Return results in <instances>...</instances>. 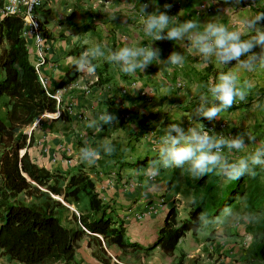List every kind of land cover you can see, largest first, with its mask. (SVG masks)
<instances>
[{"label": "crops", "instance_id": "obj_1", "mask_svg": "<svg viewBox=\"0 0 264 264\" xmlns=\"http://www.w3.org/2000/svg\"><path fill=\"white\" fill-rule=\"evenodd\" d=\"M3 3L4 0H0V10ZM132 3H135V10L131 8ZM141 3H149L147 12L154 11L150 0H43L41 8L37 10V18L46 38L51 41V47L39 71L40 76L47 80L46 90L49 94L54 93V86L73 63L74 58L67 54L77 45L89 48L99 44L106 51L129 42L140 46L152 44L153 48H160V59L166 60L172 51H176L182 53L185 60L182 66L170 65L166 68L153 61L143 72L137 70L133 77L120 72L104 58H98L93 61L96 66L94 73L79 71L78 79L64 87L62 107L70 106L73 114L63 117H59L58 112L45 114L40 118V124L36 122L26 132L30 134L33 130L34 143L28 149L33 163L60 173L82 168L95 180L99 198L115 208L118 217L124 221L125 241L146 249L157 241L171 206H175L179 219L187 217L192 196L172 193L175 184L170 186V176L163 179L161 175L154 181L161 186L160 189L146 195L143 169L148 162L141 169H120L119 165L113 164L101 153L100 159L89 166L80 160L79 150L84 146L98 147L104 140H109L127 163L158 155L157 143L163 130L157 124L161 120L164 122L162 126L181 122L186 129L199 97L201 94L207 95L205 83L217 74L218 69L215 63L200 65L197 57L173 41H153L147 36L140 23ZM165 3L172 5L170 10L163 8ZM247 3L248 0H244L241 6ZM156 4L161 11H167L169 16H175L178 20L193 19L201 23L225 7L222 0H156ZM180 11L181 14L177 15ZM260 12H264V0H255L254 5L242 14ZM2 18L0 11V21ZM222 22L239 23L237 16H233L231 21L223 17ZM27 40L29 59L33 64L35 52L33 45H30L32 41ZM3 47L0 45V53ZM98 75L107 82L97 84ZM241 77L250 79L254 85L247 101L237 102L212 122H225L227 136L238 132L251 133L259 143L264 141V71L241 73ZM91 83L93 85L88 94L73 86ZM131 83L135 85L130 86ZM124 88L127 89L126 94L122 93ZM105 110L118 118V124L111 127L103 125L99 129L88 127L90 122H98L99 115ZM126 114L130 116L129 119H122L121 116ZM198 119L204 126L212 123L203 117ZM254 147V144H248L245 151L250 152ZM224 151L229 159L244 154L235 150L232 153H228L227 149ZM217 179L223 190L228 183H224L219 176ZM160 197L164 199L162 208L148 214V207ZM69 208L71 212H76L73 206ZM234 211L243 213L242 210ZM66 219L69 220L70 216ZM250 228L251 224L233 219L223 226V239L217 238L212 229L207 230L209 233H186L179 240L174 257L185 256V264H244L255 246ZM98 251L97 246L85 238L75 255L77 264H171L172 260L165 257L159 248L148 254L141 249L122 252L116 247L107 250V256L99 255ZM0 264L19 263L9 262L0 255Z\"/></svg>", "mask_w": 264, "mask_h": 264}, {"label": "trees", "instance_id": "obj_2", "mask_svg": "<svg viewBox=\"0 0 264 264\" xmlns=\"http://www.w3.org/2000/svg\"><path fill=\"white\" fill-rule=\"evenodd\" d=\"M24 35L23 21L6 16L0 21V255L9 262L19 264H77L75 255L79 244L89 238L98 248L99 255L107 256V250L116 247L122 252L139 249L145 254L159 248L171 264H185V256L174 257L179 240L186 234L196 235L197 217L207 213L218 217L225 205L240 207L243 213L250 212L259 217L251 224L255 241L253 253L244 264H264V171L256 168L257 175H247L229 182L222 190L218 176L208 174L193 179L186 170L161 169L163 179L170 176V183H178L189 189L192 203L185 219H179L175 206L166 214L159 230L157 241L151 248L143 249L125 241V223L118 217L115 208L104 203L96 191L95 180L82 168L68 173L51 172L33 163L28 149L34 143L33 127L44 114H55L60 107L41 84L37 71L29 59L28 42ZM88 49L77 45L67 56L78 58ZM105 65V64H104ZM79 71L74 61L54 90L74 83ZM107 80L98 75L97 84ZM66 108V107H64ZM63 108V109H64ZM68 116L60 110V116ZM22 152V153H21ZM120 169H141L158 155L123 161L121 153L105 155ZM166 171V172H165ZM168 171V172H167ZM158 177V176H157ZM156 177V178H157ZM176 182V183H175ZM169 186V187H170ZM244 198L242 208L237 196ZM85 196L88 207L79 211L77 205ZM193 200L196 203H193ZM76 212H71L69 207ZM70 216L67 220L66 217Z\"/></svg>", "mask_w": 264, "mask_h": 264}, {"label": "clouds", "instance_id": "obj_3", "mask_svg": "<svg viewBox=\"0 0 264 264\" xmlns=\"http://www.w3.org/2000/svg\"><path fill=\"white\" fill-rule=\"evenodd\" d=\"M150 3L154 6L151 13L146 11L149 3L140 4V23L144 33L153 41L175 42L180 48L187 49L192 56L197 57L202 66L215 63L218 72L205 83L207 95L201 94L199 97V102L191 114V123L186 129L181 126V122L162 126L164 122L161 120L157 124L162 128L163 135L157 143L158 159L150 160L143 169L146 178L145 194L155 193L160 189L161 186L153 181L161 169L186 170L193 179L216 174L224 183L237 181L245 175L254 178L257 175L256 168L264 171V141L257 143L254 135L245 132L225 136L215 133L213 129L211 131L214 134H210L198 118L203 117L212 122L221 112L232 108L237 102L247 101L254 85L250 79H242L241 73L264 71V12L242 14L254 5L255 0H248L246 6H241L244 0H222L225 7L201 23L193 19L178 20L175 16H169L167 11H161L156 0H150ZM171 7L169 3L163 5L166 10ZM131 8L135 10V3H132ZM179 14L181 11L177 15ZM233 16H237L238 24L222 22L223 17H228L231 21ZM160 51L158 47L153 48L152 44L140 46L129 42L106 51L97 44L75 58L74 66L77 71L92 74L96 67L93 61L104 58L120 72L134 77L137 70L143 72L153 61L161 68L183 65L185 57L182 53L172 51L164 60L160 59ZM233 61L234 65L229 67ZM194 117L197 119H193ZM114 124H118V118L105 110L99 115L98 122L94 120L88 127L99 129L103 125L111 127ZM248 144H254V150L245 151ZM225 149L228 153L235 150L244 154L229 159ZM114 152L115 146L112 142L104 140L98 147H81L79 158L91 166L100 159L101 153L111 156ZM236 199L242 207H246L243 197L238 195ZM193 203L196 201L193 200ZM233 219L244 224H253L258 222L259 217L250 212L238 214L231 206L225 205L218 217H210L202 212L197 217V228L200 231L212 229L217 238L223 239V226ZM114 262L117 260L114 259Z\"/></svg>", "mask_w": 264, "mask_h": 264}, {"label": "built area", "instance_id": "obj_4", "mask_svg": "<svg viewBox=\"0 0 264 264\" xmlns=\"http://www.w3.org/2000/svg\"><path fill=\"white\" fill-rule=\"evenodd\" d=\"M43 4V0H38V2L34 3L33 0H4V3L1 7V15L2 17L6 16H14L20 18L24 23V35L26 38H29L32 41L33 49L35 52V59L33 62L34 68L37 71L39 80L41 84L47 88V80L40 76V67L43 66L46 62V55L49 53L50 47H51V41L48 40L41 28V23L37 18V10L41 8ZM96 82V81H95ZM94 83V82H93ZM91 84H85L78 86L77 84H74V88H79L85 93H90ZM135 83H131L130 86H134ZM64 87L61 89H58L54 91V93L49 94L52 99L56 101L57 106L60 107L58 114L61 111H66L67 114L72 115L73 110L70 106H67L63 109L62 107V93H63ZM123 94L127 93V89L124 88L122 90ZM82 117V115H80ZM79 116V117H80ZM129 115H122L121 118L124 120L129 119ZM226 124L225 122H212L205 125V128L210 131V134H214L211 130L214 129L215 133H222L223 135L227 136L225 131ZM156 179V178H155ZM154 182V181H153ZM164 204V199L159 198L157 202L154 204H151L147 212L148 214H153L160 208H162ZM142 215L139 216L141 218Z\"/></svg>", "mask_w": 264, "mask_h": 264}, {"label": "rangeland", "instance_id": "obj_5", "mask_svg": "<svg viewBox=\"0 0 264 264\" xmlns=\"http://www.w3.org/2000/svg\"><path fill=\"white\" fill-rule=\"evenodd\" d=\"M28 130V129H27ZM176 183V182H175ZM181 188H182V186H181ZM181 188H180V186H179V184L178 183H176L175 184V186L173 187V191H172V193H177V192H179L180 190H181ZM189 191V189H187V188H185V187H183V192H182V195L183 196H185L186 195V192H188ZM158 201V200H157ZM156 201V202H157ZM88 205V201H87V198L85 197V196H82L81 197V200H80V202H79V204L77 205V208H78V210L79 211H83L86 207H88L87 206ZM232 208H233V210H241V208L240 207H237V205H235V206H231ZM243 208V207H242ZM209 231V230H208ZM207 230L206 231H204V232H206V233H209ZM254 248H255V246H254Z\"/></svg>", "mask_w": 264, "mask_h": 264}]
</instances>
